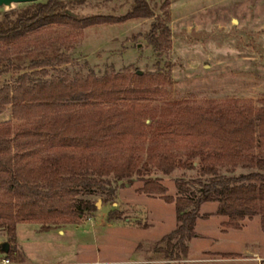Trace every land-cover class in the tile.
I'll list each match as a JSON object with an SVG mask.
<instances>
[{
  "label": "rangeland",
  "instance_id": "obj_1",
  "mask_svg": "<svg viewBox=\"0 0 264 264\" xmlns=\"http://www.w3.org/2000/svg\"><path fill=\"white\" fill-rule=\"evenodd\" d=\"M78 1H68L71 14L79 18L101 14L116 21L86 27L50 24L23 35L9 47L0 44V59L4 60L0 62V88L4 84L14 86L22 73L29 84L50 81L54 76L101 77L122 70L162 72L169 82L152 95L122 94L118 100L75 102L40 119L16 120L7 105L0 115V140L10 141L11 147L0 157H28L29 148L24 149L23 137L16 138V134L34 127L37 120L48 116L92 118L102 111L120 116L137 106L145 126L133 134L135 140L122 146L96 148V154L117 161L129 155L144 161L158 153L186 160L192 153L205 152L208 142L182 137L174 121L178 109L264 106V0H147L154 16L170 28L171 47L161 52L149 45L147 37L153 17L121 18L131 11V0ZM32 2L0 4V19ZM111 134L103 130L99 139ZM247 153L264 156L257 131ZM35 154L43 161L52 159L55 152L40 145ZM191 160L199 168V156L193 154ZM234 170L231 173L224 168L221 174L250 172L241 166ZM151 178H157L167 188L166 194L173 197L187 196L191 191L198 194L202 189L197 169L177 168L170 175L155 171ZM143 183L140 176L132 184L117 183L113 196L81 191L80 198H89L95 208L72 226L47 229L35 223L18 224L14 240L7 244L14 257L8 264H88L84 262L94 260L101 264H264L259 216L244 218L240 229L227 227L223 224L227 217L216 214V201L201 205L187 257H164L157 246L176 226L175 205L157 193L140 191ZM4 189L0 186V193ZM7 238L6 227L0 224V264L7 258L2 250Z\"/></svg>",
  "mask_w": 264,
  "mask_h": 264
},
{
  "label": "trees",
  "instance_id": "obj_2",
  "mask_svg": "<svg viewBox=\"0 0 264 264\" xmlns=\"http://www.w3.org/2000/svg\"><path fill=\"white\" fill-rule=\"evenodd\" d=\"M68 1H37L5 13L0 19V44L9 47L23 35L50 24L86 27L116 21L101 14L79 18L68 11ZM131 1V11L121 18L153 17L147 36L149 45L159 52L170 48L169 26L154 16L147 0ZM28 80L22 73L14 86H1L0 115L10 105L11 115L16 120L40 119L75 102L118 100L122 94L152 95L169 82L162 72L139 73L137 70L134 73L122 70L101 77L95 74L54 76L50 81L34 84H29ZM140 112L137 106H131L120 116H110L104 111L84 119L48 116L37 120L34 127L17 131L16 138L23 137L24 149L30 150L28 157L21 154L0 157V186H5L0 193V224L6 227L8 236L2 250L8 260L14 257L5 246L14 240L18 224L35 223L47 229L77 224L85 213L95 208L89 198H80L81 191L86 195L100 191L113 196L117 183L132 184L137 176L144 180L140 191L149 195L157 193L165 202L175 205L176 226L157 246L168 259L187 257L188 242L195 235L200 207L206 202L216 201L219 204L216 214L226 216L223 224L234 229L241 228L244 218L258 215L264 234V156L247 153L254 144L256 131L259 143L264 145V106L237 110L178 109L174 121L182 137L208 142L205 152L192 153L186 160L174 154L158 153L144 161L134 155L117 161L114 157L96 154L98 148L134 141L133 134L145 126V122H140ZM103 130L112 134L101 140ZM40 145L55 152L52 159L39 161L36 158ZM10 147V141L0 140V154ZM193 154L199 156V168L191 160ZM239 166L250 172L237 176L221 174L224 168L233 173ZM177 168L199 171L198 185L202 189L198 194L191 191L187 196H169L167 188L157 178H151L152 172L170 175ZM146 175L148 178H144Z\"/></svg>",
  "mask_w": 264,
  "mask_h": 264
},
{
  "label": "water",
  "instance_id": "obj_3",
  "mask_svg": "<svg viewBox=\"0 0 264 264\" xmlns=\"http://www.w3.org/2000/svg\"><path fill=\"white\" fill-rule=\"evenodd\" d=\"M32 1H38V0H0V4L2 3H15V2H32ZM139 73H141V71L137 70ZM8 248V245L6 244L5 249Z\"/></svg>",
  "mask_w": 264,
  "mask_h": 264
},
{
  "label": "crops",
  "instance_id": "obj_4",
  "mask_svg": "<svg viewBox=\"0 0 264 264\" xmlns=\"http://www.w3.org/2000/svg\"><path fill=\"white\" fill-rule=\"evenodd\" d=\"M190 250V248H189ZM189 253V251H188ZM192 257L189 256V260L191 259ZM192 260H197V258H193ZM84 263H88V264H101L99 260H94V261H90V262H84Z\"/></svg>",
  "mask_w": 264,
  "mask_h": 264
},
{
  "label": "built area",
  "instance_id": "obj_5",
  "mask_svg": "<svg viewBox=\"0 0 264 264\" xmlns=\"http://www.w3.org/2000/svg\"><path fill=\"white\" fill-rule=\"evenodd\" d=\"M3 263H4V264H8V263H10V260H8L7 258H5V259L3 260Z\"/></svg>",
  "mask_w": 264,
  "mask_h": 264
}]
</instances>
